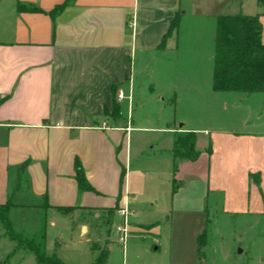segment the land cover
<instances>
[{"label": "crops", "instance_id": "1", "mask_svg": "<svg viewBox=\"0 0 264 264\" xmlns=\"http://www.w3.org/2000/svg\"><path fill=\"white\" fill-rule=\"evenodd\" d=\"M239 14L259 18L264 44L258 0H0V206L15 233L47 235L67 217L113 226L126 207L133 236L154 229L148 213L168 224L205 214L211 196L215 212L258 225L264 94L212 89L216 18ZM149 73L174 114L141 128L126 117L135 78ZM176 130L195 134L199 157L173 174ZM135 158L144 166L132 170ZM112 232L89 246L91 264L104 244L107 264ZM18 250L0 226V264Z\"/></svg>", "mask_w": 264, "mask_h": 264}, {"label": "rangeland", "instance_id": "2", "mask_svg": "<svg viewBox=\"0 0 264 264\" xmlns=\"http://www.w3.org/2000/svg\"><path fill=\"white\" fill-rule=\"evenodd\" d=\"M234 1L239 0H226L227 3ZM157 80V73L153 76L151 73L148 76H138L134 80L130 92V116L126 119L132 118L135 126L160 127L161 117L174 114V107L166 99V92L157 85ZM158 94H162L161 97L157 98ZM123 107L126 112L127 101ZM141 135L156 136L144 133ZM132 163V170L137 166H144V163L138 164L136 158ZM213 200L211 196L205 214L195 212L176 214L168 224H164L156 213H146L147 219L152 220L150 222H156L154 229L131 236L124 250L117 244L116 234L112 232L107 264H264V219L260 220L258 225L250 226L247 221L252 219L215 212ZM75 216L73 213L72 217ZM18 219L21 217L18 216ZM91 221L94 219L91 218ZM81 223L88 228L86 233L82 232ZM114 225L112 226L108 219L102 228L92 229L89 221L64 218L55 228L49 229V234L45 233L46 254L50 255L52 244L55 242L57 244L55 248H60L55 255L64 263L91 264L93 259L89 246L104 239L106 231L113 230ZM13 230L17 231L14 228ZM201 234L204 235L203 247L198 237ZM98 245L94 244L92 248ZM105 248L106 244L101 249L105 251ZM8 264H36V261L28 250H18L9 257Z\"/></svg>", "mask_w": 264, "mask_h": 264}, {"label": "trees", "instance_id": "3", "mask_svg": "<svg viewBox=\"0 0 264 264\" xmlns=\"http://www.w3.org/2000/svg\"><path fill=\"white\" fill-rule=\"evenodd\" d=\"M258 3L264 5V0H258ZM177 21V18L173 20L171 30L175 28ZM261 34L262 27L257 16L239 14L216 18L212 79L214 92L264 94V44ZM112 115H118L115 105ZM172 155L173 174L177 172L180 162H195L199 157V152L195 149V134L176 130ZM77 182L80 191L88 189L80 169H77ZM9 208V204L0 206V226L9 239L16 242L19 249L31 252L36 264H65L56 256L46 254L44 228L35 237L16 234L7 220ZM106 259L107 251L102 250L93 264H105Z\"/></svg>", "mask_w": 264, "mask_h": 264}, {"label": "built area", "instance_id": "4", "mask_svg": "<svg viewBox=\"0 0 264 264\" xmlns=\"http://www.w3.org/2000/svg\"><path fill=\"white\" fill-rule=\"evenodd\" d=\"M117 98L119 100L123 99L122 92L117 95ZM117 215L119 217V221L115 223L113 232L116 234L117 244H119L124 250L128 240L131 237V224L129 222L131 215L126 207L119 209L117 211Z\"/></svg>", "mask_w": 264, "mask_h": 264}]
</instances>
